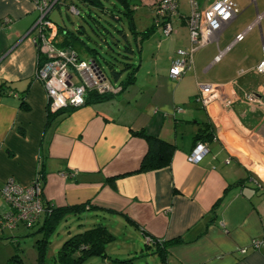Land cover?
Here are the masks:
<instances>
[{"label":"crops","instance_id":"obj_1","mask_svg":"<svg viewBox=\"0 0 264 264\" xmlns=\"http://www.w3.org/2000/svg\"><path fill=\"white\" fill-rule=\"evenodd\" d=\"M154 1L139 3L153 12ZM178 8L170 35L157 27L141 42L139 53L157 36L155 53L137 60L131 85L48 117L46 91L34 78L38 50L31 28L38 13L30 0H0V188L7 178L29 184L40 167L43 196L53 209L85 205L78 215L108 216L113 239L104 253L116 238L111 225H119L161 264H264V73L257 70L264 42L250 59L228 56L252 22L219 49L236 17L217 43L194 53L191 70L172 79L170 61L189 45L188 15ZM198 85L221 86L232 102L202 106ZM201 129L208 153L190 163L186 157ZM138 131L174 145L168 166L137 171L147 151ZM5 209L0 196V214ZM71 216L77 215L70 211L62 220ZM43 222L41 214L35 226ZM20 227L0 229V240L21 235ZM173 239L180 240L159 255L156 242ZM93 257L119 261L106 253Z\"/></svg>","mask_w":264,"mask_h":264},{"label":"built area","instance_id":"obj_2","mask_svg":"<svg viewBox=\"0 0 264 264\" xmlns=\"http://www.w3.org/2000/svg\"><path fill=\"white\" fill-rule=\"evenodd\" d=\"M30 1L38 13L31 28L35 31L33 41L39 56H42L37 60L34 78L44 86L47 110L53 114L80 107L85 104L88 90L97 93H117L120 87L111 83L97 62L93 59H81L74 50L57 46V26L48 19V15L62 0ZM189 5L190 14L185 19L189 45L177 49L170 61L169 76L176 80L193 68L194 53L210 43H217L219 34L239 13L235 0H204L201 4L197 0H189ZM177 8L178 0H155L153 3L156 16L154 22L156 26H160V22L163 21L160 28L164 36L170 35L173 31L170 17L176 13ZM71 11L78 13L75 7H71ZM243 35L244 33L238 34L235 42L242 40ZM220 56L221 53L217 58ZM257 70L264 73V50ZM198 86L196 99L202 106L215 100L232 102L231 98L223 93L221 86ZM207 153L206 143L199 140L195 142L186 159L190 163H198ZM0 196L6 205L5 211L0 214V229H13L19 225L31 229L40 215L50 210V207L48 209L45 207L40 167L27 185L18 184L14 179L7 178L0 188ZM253 245L258 248L261 242L256 240Z\"/></svg>","mask_w":264,"mask_h":264},{"label":"rangeland","instance_id":"obj_3","mask_svg":"<svg viewBox=\"0 0 264 264\" xmlns=\"http://www.w3.org/2000/svg\"><path fill=\"white\" fill-rule=\"evenodd\" d=\"M113 1H115L118 7H121L116 0H102L104 6L108 7H110ZM197 1L201 4L204 0ZM235 2L239 11L237 19L223 31L218 48H223L222 43L224 40L232 42L236 32L242 31L248 24L255 22L251 30L244 34L243 40L239 44L230 47L231 51L228 54V56H233L235 59L237 56L238 58L241 56L242 59H250V56H254L258 52L261 54L260 45L261 42H264V0H235ZM178 5V10L184 16L190 14L189 0H178ZM71 7H75L79 12H72ZM133 7L135 9L133 10V20L136 30L142 31L150 27L153 24L152 17L154 11L152 12L148 6L140 4L139 0L135 1ZM48 19L54 24L72 32H77L79 29L83 30L85 32L83 35L85 41L88 45L98 50L99 55L97 56V60L102 65L107 76H111L110 69L105 63V60H112L110 54L113 53L110 49V44L116 40L124 43L122 35L118 30H124L130 44L133 47L135 46L126 18L117 20L111 17L108 12L87 4L82 0H62L60 4L50 11ZM157 42L156 35L152 36L149 41H145L142 44V53H134V62L137 63V60L141 56L145 59L151 57L155 53ZM214 47L212 45L210 49L214 50L216 48ZM207 48L201 50L200 53L206 51ZM219 49L216 48L214 51L217 53ZM80 55L83 58H89L84 53ZM213 71L211 70L207 76L213 75ZM106 218L96 217L95 212L89 211L82 215L71 216L66 220H62L50 234L46 251L44 250L41 253H39L37 241L43 240V237L40 233H36L38 226L25 230L23 227H20L21 235H17L14 239L5 236L2 241L0 240V264H40V255L44 257L43 264H61L57 256L63 242L68 237L93 228L98 224L107 226L108 222ZM111 226L116 238L115 241L106 246L105 253L110 255L112 259H118L119 261L103 263L102 258L93 257L86 261V264H161L156 253L151 254L152 252L145 247L143 242H135L133 237L121 226ZM134 250H137V253H134Z\"/></svg>","mask_w":264,"mask_h":264},{"label":"trees","instance_id":"obj_4","mask_svg":"<svg viewBox=\"0 0 264 264\" xmlns=\"http://www.w3.org/2000/svg\"><path fill=\"white\" fill-rule=\"evenodd\" d=\"M82 1L108 12L111 17L117 20L121 18L122 19L126 18L128 28L131 31L132 39L135 43V46L133 47L132 44H130V42L128 41V36L124 32V30H118V32L122 35L124 43H122L120 40H116L113 41L112 44H110V49L113 53L110 54L112 60L110 61L105 60V63L108 65V68L110 69L111 76H107L106 74L105 75L109 78L111 83H113L115 86H119L120 90L114 94L108 92L97 93L94 90H88L85 98V103H86L90 101L107 99L125 90L129 85H131L134 82L135 73L138 68V65L134 62L133 55L135 52L139 53L141 42L145 38H147L152 32H154L155 28L160 27L163 21L160 22V26H156L155 22L153 21L152 26L142 31H138L136 30L133 20L134 19L133 10H135L133 6L135 5L136 0H116L121 7H118L115 1L111 3L110 7L104 6L102 0H82ZM104 1H108V0H104ZM153 17L155 20L156 19L155 14ZM56 26H57L56 44L58 47L70 48L74 50L77 56L81 59H86L80 55L81 53L88 55L89 58L87 59H93L95 62H97V64L101 67V69L105 73L104 69L102 68V65L97 60V56L99 55L98 50L88 45V43L85 41L83 37L85 33L83 30L79 29L77 30V32H72L62 26H58V25ZM41 57L42 56L40 55L38 58L41 59ZM57 113H53V114H57ZM53 114L48 112V117H51ZM134 135L144 138L147 143V151L142 157L137 171L158 169L161 167L168 166L170 164L171 154L173 152L174 145L164 140H161L157 137H151L147 135L144 131L134 132ZM205 138H206V129H201V132L199 133V137L196 139L195 142L199 140L200 141L203 140L204 142ZM40 172H41V179L43 181L44 173L42 170H40ZM221 201L222 198L219 199V201H217V203L212 209L213 211L221 203ZM48 205L49 203L46 202L45 207L47 209L48 207H50V210L49 211L47 210L43 213L44 222L36 232V233H40L43 237V240L37 241L38 242L37 246L40 250L39 253L43 252L44 250L46 251L48 238L50 234L55 230L58 223L62 221V217H64V215L67 212L72 211V213L78 216V214H80L82 211L85 210L84 208L85 205H80L73 208L71 207V208H55V209H53L52 206H48ZM112 239L113 236L107 231L105 226L98 224L93 228L86 229L80 233L68 237L63 242V245L59 249L57 259L61 264H85V262L91 256L104 257L105 256L104 246L107 242L111 241ZM179 240L180 239H173L171 241H168L167 243L165 241L162 242L155 241L158 248L157 250L159 251L158 254L164 255L165 247L168 244L177 242ZM40 260H41L40 264H43L42 261L44 260V257H42L41 255H40Z\"/></svg>","mask_w":264,"mask_h":264},{"label":"bare ground","instance_id":"obj_5","mask_svg":"<svg viewBox=\"0 0 264 264\" xmlns=\"http://www.w3.org/2000/svg\"><path fill=\"white\" fill-rule=\"evenodd\" d=\"M208 149V148H207Z\"/></svg>","mask_w":264,"mask_h":264}]
</instances>
